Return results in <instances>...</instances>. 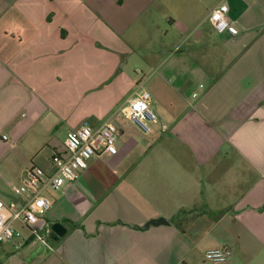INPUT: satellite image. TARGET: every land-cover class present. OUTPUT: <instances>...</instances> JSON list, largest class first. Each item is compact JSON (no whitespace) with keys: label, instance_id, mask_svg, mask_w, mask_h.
I'll return each instance as SVG.
<instances>
[{"label":"crops","instance_id":"1","mask_svg":"<svg viewBox=\"0 0 264 264\" xmlns=\"http://www.w3.org/2000/svg\"><path fill=\"white\" fill-rule=\"evenodd\" d=\"M221 3L234 31L208 20ZM145 51L164 86L176 78L175 108L165 93L151 100L166 141L114 122L118 154L91 158L52 190L54 223L44 221L67 229L58 264H264V0H0V150L25 143L26 165L45 145L52 159L58 134L116 118L140 82L121 72L112 95L99 90ZM136 150L146 157L131 158ZM9 196L0 200L23 203ZM225 245L228 261L205 259Z\"/></svg>","mask_w":264,"mask_h":264},{"label":"built area","instance_id":"2","mask_svg":"<svg viewBox=\"0 0 264 264\" xmlns=\"http://www.w3.org/2000/svg\"><path fill=\"white\" fill-rule=\"evenodd\" d=\"M229 6L221 3L210 13L208 20L213 28L223 33L230 27L228 19ZM143 83L137 85L134 92L119 108V114L135 124L145 134L151 132V125L158 120V114L151 107L152 96L142 88ZM196 94H194V97ZM118 129L112 117L99 126L84 123L78 129L68 133L61 151L52 156V171H46L40 166H32L19 185L13 186V193L23 200L21 205L17 201L5 203L0 200V248L4 243L14 239L45 240L50 238L51 228L44 218L52 208L53 202L47 196L48 190H61L68 183L76 181L80 173L88 167L91 158L98 155H116ZM4 139H7L4 136ZM27 228L29 236H23L20 228ZM43 230L46 235H42ZM232 255L230 246H221L206 252L205 259L211 263H223Z\"/></svg>","mask_w":264,"mask_h":264},{"label":"rangeland","instance_id":"3","mask_svg":"<svg viewBox=\"0 0 264 264\" xmlns=\"http://www.w3.org/2000/svg\"><path fill=\"white\" fill-rule=\"evenodd\" d=\"M167 28H169V26H167ZM197 30H199V28H197ZM190 32L192 34L196 33L194 28H192ZM178 38L179 34L178 37L174 39L170 38L169 40H167V46L169 47V49L176 46ZM191 41H193V38L190 40V42ZM145 52H141V54L136 55L132 54L126 59L124 57L120 67L121 71L119 70L116 75H112L110 77V79H112L111 82H109L110 84H105V87L103 89H100L99 92L102 93L105 91L106 94L112 95L115 90V87H112L113 83L117 78V75L123 72L129 75L137 83H143L142 88L149 91L152 97H154V99H156L157 101H160L158 100V97H160L162 93H165V105L170 108H175L177 106L176 92L174 91L176 78H170V81H167L168 83L164 86L161 80L162 67L159 66V64L152 67L148 66V62L145 60V57L148 58V51L146 52L147 55L144 54ZM136 88L137 85H134V87L129 92L128 97ZM112 121L119 123L121 125V128L125 132H133V137H137V133L141 134V131H139V129L132 123H129V121H127V119H125L121 114L117 115L116 118H114ZM150 125L151 132L144 136L147 140V144L148 141H150L151 143L165 142L167 137L163 135L165 126L164 121L159 118L157 122ZM172 134L175 135L174 132H171V135ZM56 137L60 141H63L62 143H64L66 140V135L64 134H58ZM130 137H132V135ZM216 143L220 144L221 142L216 141ZM8 145H11V151H9L6 156L2 157V155L7 150ZM13 145L14 143L12 141H5L4 145H2L1 147L2 151L0 150V193L6 194V196L15 195L13 193L12 187L13 185L18 184L21 172L26 167V165L30 166L34 164L40 167H45L46 165L50 164V157L53 153L52 148L45 145H40L35 149L36 151H33V153L36 154L35 158L32 160V162H28V164L25 165L23 160L21 159V154L25 152L23 150V146L25 147V143H22L18 146L16 145L15 147H13ZM131 155V158L146 157L145 155H142L139 150L134 151ZM8 182L10 184H8ZM51 194L52 190H48L47 196L49 198L51 197ZM46 220L50 224L54 223L51 213L48 212L46 214ZM20 229L23 233V236H27L29 234V230L27 228L21 227ZM46 234V231L43 230L42 235ZM21 241L22 240L14 239L11 242L4 243L1 246L0 264H58L54 250L56 248V244H58L59 241H54L48 236H45L44 241L31 238L27 241L29 243H26L24 245H21Z\"/></svg>","mask_w":264,"mask_h":264},{"label":"water","instance_id":"4","mask_svg":"<svg viewBox=\"0 0 264 264\" xmlns=\"http://www.w3.org/2000/svg\"><path fill=\"white\" fill-rule=\"evenodd\" d=\"M163 223H168L164 218L158 219V220H152L151 222L147 223L146 226L148 225H159ZM67 232V229L64 227L63 224L61 223H55L52 226L50 237L54 241H58L61 237H63Z\"/></svg>","mask_w":264,"mask_h":264},{"label":"trees","instance_id":"5","mask_svg":"<svg viewBox=\"0 0 264 264\" xmlns=\"http://www.w3.org/2000/svg\"><path fill=\"white\" fill-rule=\"evenodd\" d=\"M184 213H185L184 210L181 211V212L176 216V218H175L173 221H174V222H179L180 219H181V216H182ZM69 225H70L71 228H75V227H80V226H81V225L74 224V223H69ZM50 239H51V237H50ZM27 243H29V242H27Z\"/></svg>","mask_w":264,"mask_h":264}]
</instances>
